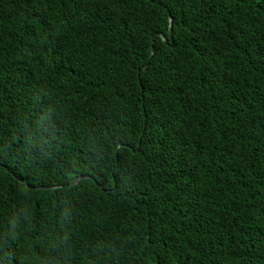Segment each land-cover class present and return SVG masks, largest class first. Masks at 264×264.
I'll return each mask as SVG.
<instances>
[{"label": "trees", "instance_id": "1", "mask_svg": "<svg viewBox=\"0 0 264 264\" xmlns=\"http://www.w3.org/2000/svg\"><path fill=\"white\" fill-rule=\"evenodd\" d=\"M0 264H264V0H0Z\"/></svg>", "mask_w": 264, "mask_h": 264}, {"label": "water", "instance_id": "2", "mask_svg": "<svg viewBox=\"0 0 264 264\" xmlns=\"http://www.w3.org/2000/svg\"><path fill=\"white\" fill-rule=\"evenodd\" d=\"M171 31V27H169V32ZM166 42V41H165ZM170 45H173V43H171ZM83 177H85V175H81V176H79V177H76L74 180H73V182L75 183V182H77L79 179H81V178H83Z\"/></svg>", "mask_w": 264, "mask_h": 264}, {"label": "rangeland", "instance_id": "3", "mask_svg": "<svg viewBox=\"0 0 264 264\" xmlns=\"http://www.w3.org/2000/svg\"><path fill=\"white\" fill-rule=\"evenodd\" d=\"M74 183V182H73Z\"/></svg>", "mask_w": 264, "mask_h": 264}]
</instances>
